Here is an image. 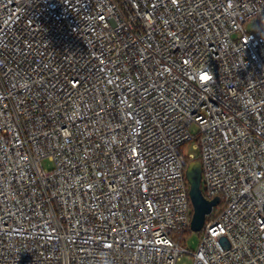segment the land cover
<instances>
[{
  "label": "built area",
  "instance_id": "built-area-1",
  "mask_svg": "<svg viewBox=\"0 0 264 264\" xmlns=\"http://www.w3.org/2000/svg\"><path fill=\"white\" fill-rule=\"evenodd\" d=\"M186 255L264 264V0H0V264Z\"/></svg>",
  "mask_w": 264,
  "mask_h": 264
},
{
  "label": "water",
  "instance_id": "water-1",
  "mask_svg": "<svg viewBox=\"0 0 264 264\" xmlns=\"http://www.w3.org/2000/svg\"><path fill=\"white\" fill-rule=\"evenodd\" d=\"M190 185V200L193 206L191 231L201 232L207 217L211 214L219 199L209 200L205 197L202 188V170L200 161L191 162L186 173Z\"/></svg>",
  "mask_w": 264,
  "mask_h": 264
},
{
  "label": "rangeland",
  "instance_id": "rangeland-1",
  "mask_svg": "<svg viewBox=\"0 0 264 264\" xmlns=\"http://www.w3.org/2000/svg\"><path fill=\"white\" fill-rule=\"evenodd\" d=\"M252 25L249 26V28H251ZM185 152L188 153H194L196 155H198L197 150H195L192 146V144H189L188 146H186L185 148ZM42 166L44 168L47 169H51L53 168V163L51 161H49L48 159H44L42 161ZM201 233L202 232H188L187 234H185L183 236V245L186 246L188 249L190 250H195L198 247L199 241H200V237H201ZM177 264H193L192 258L189 256H183L178 262Z\"/></svg>",
  "mask_w": 264,
  "mask_h": 264
},
{
  "label": "trees",
  "instance_id": "trees-1",
  "mask_svg": "<svg viewBox=\"0 0 264 264\" xmlns=\"http://www.w3.org/2000/svg\"><path fill=\"white\" fill-rule=\"evenodd\" d=\"M196 161H198V160H196ZM189 232H191V231H189ZM188 232H186L185 234H187Z\"/></svg>",
  "mask_w": 264,
  "mask_h": 264
},
{
  "label": "snow or ice",
  "instance_id": "snow-or-ice-1",
  "mask_svg": "<svg viewBox=\"0 0 264 264\" xmlns=\"http://www.w3.org/2000/svg\"><path fill=\"white\" fill-rule=\"evenodd\" d=\"M205 79H207V77H205Z\"/></svg>",
  "mask_w": 264,
  "mask_h": 264
}]
</instances>
